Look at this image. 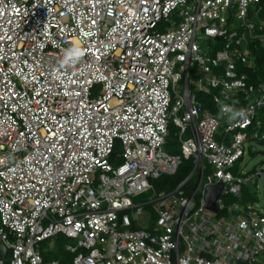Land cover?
I'll list each match as a JSON object with an SVG mask.
<instances>
[{"label":"built area","instance_id":"2783aa9c","mask_svg":"<svg viewBox=\"0 0 264 264\" xmlns=\"http://www.w3.org/2000/svg\"><path fill=\"white\" fill-rule=\"evenodd\" d=\"M252 4L264 8L0 0V264H63L41 252L60 235L77 240L71 264H264L260 202L224 201L264 175L234 172L264 143V80L239 70L256 67L252 43L264 46ZM206 38L224 45L210 53ZM212 91L216 113L197 99ZM171 124L181 154L166 150ZM184 159L194 168L175 189L135 201Z\"/></svg>","mask_w":264,"mask_h":264},{"label":"rangeland","instance_id":"374dc122","mask_svg":"<svg viewBox=\"0 0 264 264\" xmlns=\"http://www.w3.org/2000/svg\"><path fill=\"white\" fill-rule=\"evenodd\" d=\"M260 6L252 4L250 9V17L252 18L253 10H257ZM262 12L255 15L254 21H258L261 18H263ZM236 24V23H235ZM232 29V26H230ZM203 48H205L208 52L213 53L218 47H219V41L215 39H209L206 38L201 42ZM214 77H218L217 73L213 74ZM194 76V75H193ZM195 77V76H194ZM199 78V77H197ZM173 125V124H171ZM174 126V125H173ZM171 129V128H170ZM175 135L178 133V128L175 129ZM257 147V151H252L253 148ZM170 151H174L173 153L181 154V146L179 145H173L170 149ZM236 168L234 172H237L240 170V168L246 172V173H253L255 169H257V172L264 170V145L262 143H258L257 145H253L250 148L247 147V154L244 158L239 160L236 163ZM248 188L249 191L247 193L244 191V201L245 202H260L261 206L264 209V175L261 177H257L256 183H251L250 185L244 186V189L246 190ZM154 194V191H149L143 195H140L139 197L135 198L136 202H147L151 196ZM235 196H224V201L227 204H240L239 201L235 202L233 201V198ZM244 201H241L243 203ZM153 209L152 205L147 206V210ZM149 224L146 223L142 225L143 227H147ZM55 246L51 247L50 243L52 240L46 241L41 245V252L45 258L46 262L51 261H58L62 260L64 261L63 264L67 262V264H71L73 260V256L68 255L67 245L69 244H76L77 240L67 238L64 235L58 236L56 239H54ZM51 247V249H50ZM48 249V251H47ZM70 253V252H69Z\"/></svg>","mask_w":264,"mask_h":264},{"label":"trees","instance_id":"16d2710c","mask_svg":"<svg viewBox=\"0 0 264 264\" xmlns=\"http://www.w3.org/2000/svg\"><path fill=\"white\" fill-rule=\"evenodd\" d=\"M261 12L264 16V8L262 9ZM223 45H224L223 40L219 39V47L217 49L222 48ZM249 47L252 52V55L254 56L256 60V67L255 69H251V68H246V67L239 65V70L241 72L243 71V72L249 73L250 82L256 83L259 80H264V46L259 45V44L256 45L252 43ZM216 92L217 91H212L211 94H208L205 92L198 93L197 99L199 101V105L202 110H209L213 113L217 112L214 99H213L214 94ZM257 120L262 122V128L260 131L261 133H263L264 132V107L260 109ZM170 128H171L170 135L168 137L166 150L167 152L171 154H175L173 153L174 151H170V149L173 145H179L178 135H175V131H176L175 129H177V127L175 125L174 126L170 125ZM193 168H194L193 163L189 160L184 159L182 164L179 166V169L176 174H173V175L164 174L153 181V184H154L153 191L156 192V191H162V190L175 189L181 183V181H183L191 173ZM256 172H257V169H255L253 173H256ZM244 191L247 193V191L249 190L248 188L246 190L243 189L241 197L235 196L233 198V201L235 202L239 201L240 204L238 205H241V206H247V204L249 203V202L244 201ZM241 201H244V202L241 203ZM228 205H237V204H228ZM68 255L70 256L72 255L73 258L77 256V254H73L69 252H68ZM58 261L62 263L64 262L62 260H58ZM65 264H67V262Z\"/></svg>","mask_w":264,"mask_h":264},{"label":"water","instance_id":"95a60500","mask_svg":"<svg viewBox=\"0 0 264 264\" xmlns=\"http://www.w3.org/2000/svg\"><path fill=\"white\" fill-rule=\"evenodd\" d=\"M223 190V184H218L215 186H210L208 188V206L211 210L217 212L218 211V203L217 200L220 197V194Z\"/></svg>","mask_w":264,"mask_h":264},{"label":"clouds","instance_id":"9594fccd","mask_svg":"<svg viewBox=\"0 0 264 264\" xmlns=\"http://www.w3.org/2000/svg\"><path fill=\"white\" fill-rule=\"evenodd\" d=\"M82 56H83V51L80 50L78 47L71 49L65 53V57H66L65 62L69 63V62L75 61Z\"/></svg>","mask_w":264,"mask_h":264}]
</instances>
